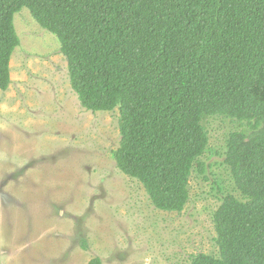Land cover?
Listing matches in <instances>:
<instances>
[{"label": "trees", "instance_id": "1", "mask_svg": "<svg viewBox=\"0 0 264 264\" xmlns=\"http://www.w3.org/2000/svg\"><path fill=\"white\" fill-rule=\"evenodd\" d=\"M23 8L59 39L81 105L119 109L112 156L157 209L182 213L193 174H205V118L248 125L226 143L241 196L214 213L218 254L192 264H264V0H0L2 91Z\"/></svg>", "mask_w": 264, "mask_h": 264}, {"label": "rangeland", "instance_id": "2", "mask_svg": "<svg viewBox=\"0 0 264 264\" xmlns=\"http://www.w3.org/2000/svg\"><path fill=\"white\" fill-rule=\"evenodd\" d=\"M14 24L21 44L12 83L0 90V264H192L199 253L217 255L214 213L227 194L241 196L226 143L248 125L205 118V174H193L182 213L161 211L112 156L119 109L86 110L59 39L27 8Z\"/></svg>", "mask_w": 264, "mask_h": 264}]
</instances>
